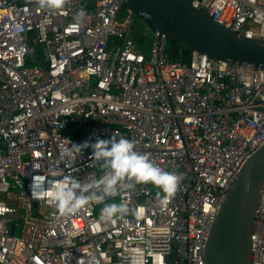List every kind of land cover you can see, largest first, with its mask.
<instances>
[{"label":"built area","instance_id":"obj_1","mask_svg":"<svg viewBox=\"0 0 264 264\" xmlns=\"http://www.w3.org/2000/svg\"><path fill=\"white\" fill-rule=\"evenodd\" d=\"M190 2L264 39V0ZM136 19L121 0H0V264H204L229 182L264 143V68L193 50L173 59L163 33H134ZM112 135L179 175L176 194L162 202L133 184L61 216L44 189L98 179L92 148L75 145ZM121 202L127 215L102 219ZM250 240L264 264V185Z\"/></svg>","mask_w":264,"mask_h":264},{"label":"water","instance_id":"obj_2","mask_svg":"<svg viewBox=\"0 0 264 264\" xmlns=\"http://www.w3.org/2000/svg\"><path fill=\"white\" fill-rule=\"evenodd\" d=\"M121 1L142 24L170 41L215 59L264 68V39L237 34L193 7L190 0ZM263 185L264 143L229 182L210 226L204 264H252L250 234Z\"/></svg>","mask_w":264,"mask_h":264},{"label":"clouds","instance_id":"obj_3","mask_svg":"<svg viewBox=\"0 0 264 264\" xmlns=\"http://www.w3.org/2000/svg\"><path fill=\"white\" fill-rule=\"evenodd\" d=\"M34 2L40 9H59L66 0ZM89 146L92 148V159L102 170L98 179L81 184L68 178L65 181L67 187H57L52 191L44 189V194L50 197L61 216L75 214L90 202L104 203L107 198H114L121 189L133 184L153 185L159 190L157 196L161 197L162 202L170 200L176 194L181 177L155 164L150 154L137 152L135 140L122 135H112L109 140H98L91 145H75L77 150ZM129 211L126 203H111L104 205L101 215L102 219L113 220L117 217L123 218Z\"/></svg>","mask_w":264,"mask_h":264},{"label":"rangeland","instance_id":"obj_4","mask_svg":"<svg viewBox=\"0 0 264 264\" xmlns=\"http://www.w3.org/2000/svg\"><path fill=\"white\" fill-rule=\"evenodd\" d=\"M140 32L141 33L145 32L146 42L152 39L153 31L149 27L142 24L138 19H136L134 20V33L137 34ZM15 233L16 234L19 233V226H16Z\"/></svg>","mask_w":264,"mask_h":264},{"label":"trees","instance_id":"obj_5","mask_svg":"<svg viewBox=\"0 0 264 264\" xmlns=\"http://www.w3.org/2000/svg\"><path fill=\"white\" fill-rule=\"evenodd\" d=\"M179 47H181L180 44L168 40V46H167V49L169 50V52H170V54H171V57H172L173 59H185V58H187V57L190 55L191 50L188 49V48H184L183 51H182V52H183L182 56H178V55H177V49H178Z\"/></svg>","mask_w":264,"mask_h":264}]
</instances>
